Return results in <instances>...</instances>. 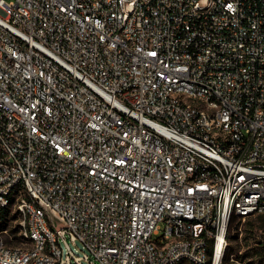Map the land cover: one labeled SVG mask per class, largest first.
<instances>
[{
    "label": "built area",
    "instance_id": "obj_1",
    "mask_svg": "<svg viewBox=\"0 0 264 264\" xmlns=\"http://www.w3.org/2000/svg\"><path fill=\"white\" fill-rule=\"evenodd\" d=\"M11 205L0 264H223L264 218V0H0Z\"/></svg>",
    "mask_w": 264,
    "mask_h": 264
},
{
    "label": "rangeland",
    "instance_id": "obj_2",
    "mask_svg": "<svg viewBox=\"0 0 264 264\" xmlns=\"http://www.w3.org/2000/svg\"><path fill=\"white\" fill-rule=\"evenodd\" d=\"M7 208L5 214L0 207V239L16 245L20 240V216L14 205ZM69 243L80 255L86 251L80 242L74 244L69 240ZM223 264H264L263 217H234L227 235Z\"/></svg>",
    "mask_w": 264,
    "mask_h": 264
},
{
    "label": "trees",
    "instance_id": "obj_3",
    "mask_svg": "<svg viewBox=\"0 0 264 264\" xmlns=\"http://www.w3.org/2000/svg\"><path fill=\"white\" fill-rule=\"evenodd\" d=\"M2 211L6 214L8 212V208L7 207H1Z\"/></svg>",
    "mask_w": 264,
    "mask_h": 264
},
{
    "label": "bare ground",
    "instance_id": "obj_4",
    "mask_svg": "<svg viewBox=\"0 0 264 264\" xmlns=\"http://www.w3.org/2000/svg\"><path fill=\"white\" fill-rule=\"evenodd\" d=\"M220 253V249H219V251H218V254Z\"/></svg>",
    "mask_w": 264,
    "mask_h": 264
}]
</instances>
